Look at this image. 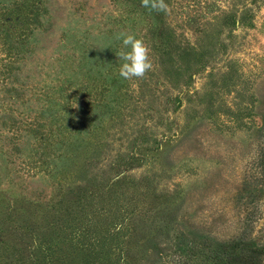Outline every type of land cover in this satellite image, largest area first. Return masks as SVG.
I'll return each mask as SVG.
<instances>
[{
  "label": "rangeland",
  "instance_id": "374dc122",
  "mask_svg": "<svg viewBox=\"0 0 264 264\" xmlns=\"http://www.w3.org/2000/svg\"><path fill=\"white\" fill-rule=\"evenodd\" d=\"M165 3L155 13L169 14L181 48L196 40L191 20L199 26L210 12L237 19L247 5L251 27L235 24L227 34L219 19L209 28L219 34V57L186 70L190 80L170 72L172 60L181 65L172 53L125 84L116 36L139 38L155 26L142 0H0V264H198L192 247L203 246L194 233L224 237L238 228V179L258 141L238 131V106L258 124L264 0ZM160 32L156 26L154 44ZM230 62L235 73L205 79ZM60 71L89 86L80 102L91 120L83 124L96 128L93 142L86 134L88 142H73L76 127L69 140H44L48 115L61 113L62 92H49ZM249 116H241L246 127Z\"/></svg>",
  "mask_w": 264,
  "mask_h": 264
},
{
  "label": "trees",
  "instance_id": "16d2710c",
  "mask_svg": "<svg viewBox=\"0 0 264 264\" xmlns=\"http://www.w3.org/2000/svg\"><path fill=\"white\" fill-rule=\"evenodd\" d=\"M258 1L260 0H251V5ZM243 2L244 1H241V3ZM149 10L151 9L149 8ZM155 12L156 11L152 10V15H154L152 20L154 23L156 22L155 26L152 27L148 24L145 34L139 37V39H143L144 42L148 43L150 57L153 61H155L153 68H156L158 65H162L163 62L165 64L166 60H169L170 57L172 58V53H175V56L177 55L178 60L181 61V65H179L176 60H172V66L174 70H170V72L172 74L174 73L177 77H180L184 74L185 80H190V77L192 76V74L187 73L186 70H193L194 72L204 70L207 64L217 60L215 57H219V53L216 52L218 50H215L219 34L213 33L209 30V28L212 29L218 26L219 19L220 23L223 22L225 25V32L227 34H232L231 30L234 29L235 24L238 25V29H247L251 27L250 18L252 15L247 5H241L238 7L237 19L234 17L235 13L233 12H229L227 16L223 15V17L219 13L210 12L207 13V15H203L205 21L199 25L200 27L198 24L194 26V19L191 20L193 23H191L189 26L192 30H196V40L188 43L185 48H181L179 45L180 43L178 42L177 44L176 42L179 41V35H175V33L172 31L171 27L173 26V23L169 19V14H166L164 19V17L160 16V14H156ZM31 13H33L34 17L37 16L35 11ZM18 19H22V16L20 15ZM223 20L227 21L224 23ZM156 26H160L161 30V35L159 34L158 36L159 44H154L153 41ZM219 43L222 46V42L220 41ZM175 48H177V50ZM116 49V46L112 47V54L110 53V57L109 55H107V57L113 59ZM118 49L121 50V48ZM222 49L224 50L225 47L222 46L220 50ZM77 50H79V47ZM81 52L82 54L87 53V51ZM222 54H224V51H222ZM92 55H94V53ZM184 60H186L187 68L183 69ZM62 61L61 63H67ZM71 62L72 63L69 64L70 69L68 72L73 71L72 67L75 61L73 60ZM231 64L232 62H230V64L228 63L225 66L224 71L217 70V72H208L205 79L209 81L216 74H218L220 77H225L230 72L235 73V70L232 68ZM58 73L61 74L60 76H62V82L60 85L55 87L52 84L50 86L49 92L52 94L57 91H60V93L62 92L61 95L63 97V104L61 105L60 103L61 113L53 112L48 115L49 120H47V126H49V128L47 129V132H49L50 135L44 140H53V138L56 137L55 135H59L58 133L66 135V139L69 140V137H71V127H76L77 132H74L75 139L73 142H76L77 139L79 141L85 142H88V139L90 142H93L91 136L96 131V128L90 127L87 124H83L86 123L87 120H90V117L88 116L90 114L85 112L86 108L81 107L82 103L80 102L81 94L86 93L89 86L84 87V83L76 85L77 81L75 82L72 79V77L76 74H73L72 76L61 71ZM117 73H119V70ZM119 76L116 75V77ZM108 78L109 74L107 73L105 78L100 81V90L108 88V86L105 87V84L108 82ZM114 78L115 77L112 78L113 81L110 82L111 84L114 83ZM126 80L127 79L123 78V83ZM211 82L215 81L212 80ZM126 83L127 82H125V84ZM184 85V82L180 84L181 87ZM232 85H234V83H232ZM91 89L93 90V88ZM253 109L254 107H252L249 112H252ZM243 110L245 112H242ZM246 110H248V107L240 108L238 106V131H243L244 133H248L252 136L256 135L258 141L253 144L254 150L251 155V160L241 171L238 179V228L232 234L225 235L224 237H215L207 233L199 235L194 233L193 235L200 239L202 242L200 245L203 246L200 248L196 243L192 247L195 258L198 260V264H264V112L257 113L255 116L259 120L257 124L249 116L250 114L247 113ZM242 115L249 116V122L251 125L250 127H246V124L244 125L242 121L243 118H241ZM72 118L77 119L72 120ZM240 125L243 127L241 128ZM37 128L38 126L34 125L30 130L35 132ZM68 128L69 131L67 130ZM86 129H88L87 133L85 131ZM80 130L81 132H79ZM84 134H86L87 139H84L82 136ZM60 144H63L61 140ZM73 159H75V157L72 158V160ZM37 162L40 165L41 161L38 160Z\"/></svg>",
  "mask_w": 264,
  "mask_h": 264
},
{
  "label": "clouds",
  "instance_id": "9594fccd",
  "mask_svg": "<svg viewBox=\"0 0 264 264\" xmlns=\"http://www.w3.org/2000/svg\"><path fill=\"white\" fill-rule=\"evenodd\" d=\"M142 6L160 12L168 8L165 0H142ZM116 39L122 40L123 45L117 53L118 60L122 61L119 67L120 76L127 80L144 78L153 69V62L143 39L127 32H120Z\"/></svg>",
  "mask_w": 264,
  "mask_h": 264
}]
</instances>
